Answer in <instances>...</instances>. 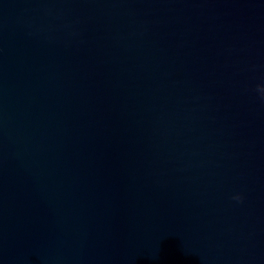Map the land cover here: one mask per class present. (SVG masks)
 I'll return each mask as SVG.
<instances>
[{
    "label": "water",
    "instance_id": "obj_1",
    "mask_svg": "<svg viewBox=\"0 0 264 264\" xmlns=\"http://www.w3.org/2000/svg\"><path fill=\"white\" fill-rule=\"evenodd\" d=\"M260 88L264 0H0V264H264Z\"/></svg>",
    "mask_w": 264,
    "mask_h": 264
},
{
    "label": "clouds",
    "instance_id": "obj_2",
    "mask_svg": "<svg viewBox=\"0 0 264 264\" xmlns=\"http://www.w3.org/2000/svg\"><path fill=\"white\" fill-rule=\"evenodd\" d=\"M258 91L261 93L262 99H264V88H260V89H258ZM233 199H235L238 202H240L242 200V197L237 195V196H234Z\"/></svg>",
    "mask_w": 264,
    "mask_h": 264
}]
</instances>
